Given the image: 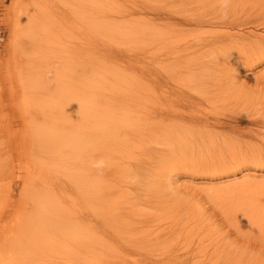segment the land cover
<instances>
[{"label": "rangeland", "instance_id": "rangeland-1", "mask_svg": "<svg viewBox=\"0 0 264 264\" xmlns=\"http://www.w3.org/2000/svg\"><path fill=\"white\" fill-rule=\"evenodd\" d=\"M29 2L0 0V264H108L103 259L94 258L90 251L81 256L84 249L80 247L82 250H78L82 253H77L75 244L86 242L90 231L87 223L76 226L73 218L68 221V218L74 217L75 222H81L82 216H86L92 209L88 202L91 195L90 154L93 148L91 114L98 100L121 105V114L113 118V126L126 128L140 125L137 137H146L145 142H136L131 148L135 158L143 159L142 169H146V172L141 169L140 179H128L129 182L139 181L135 185L139 194L143 193L142 184H145L149 175V166L157 168L158 173L169 171L172 175V184L164 193L170 201L157 207L138 205L136 209L146 213L156 210L159 214L163 213L165 218L172 215L175 220L180 218L181 222L186 219L182 226L184 230L180 226L184 235L175 240L170 237L166 241L177 253L184 252L189 245L196 249L203 248L209 253L218 245L223 248L222 253L215 254L214 258L197 261L190 259L186 263L171 261L167 264H264V227H254L249 220L250 213L242 215L251 209L261 211L263 207L264 164L252 162L251 152L246 147L256 144L263 148L261 138L264 129L259 137L249 132L232 131L230 135L238 138L240 149H198L192 152L174 149L167 152V156L158 157L152 166H147L152 150L154 152L160 147L157 144L159 138L152 127L156 100L170 99L167 92L156 97L155 88L158 87L154 86L153 81L156 69L154 40L125 36L121 25L108 23L105 16L106 0H37L36 3L31 1L32 6L27 8ZM214 4L226 5V9H222L224 14L240 13L237 15L238 23H235L231 33L242 34L247 39L254 35L264 37V21L260 18L264 13V0H215ZM233 6H237L238 11L243 10L239 13L234 9L228 11ZM26 10L37 15L35 19H38L33 22V26L36 22L38 27L36 30L26 28V35L22 36L23 28L31 21L28 18L25 24L23 17ZM52 13L58 17H49ZM16 19L23 21L22 28L14 25ZM53 20L56 24H52V27L42 26ZM45 29L52 32L44 34ZM214 30H218V27H213ZM30 35L34 37L33 44ZM17 43L20 46L16 48ZM23 43L30 46L24 50ZM112 50H119L121 59H116ZM181 57L179 62L182 63L185 56ZM261 59L260 62L253 60L249 63L250 67H245L241 73L247 76L245 82L249 90L244 100L240 99L244 103L234 107V114L236 120H240L235 124L243 128L252 127L247 123L256 118L250 100H262L264 103V56ZM163 66L165 69L161 74L164 76L159 89L163 85V90L169 91L174 86L172 73L164 63ZM175 71H179V68L172 69L173 73ZM40 148L44 150L45 162L39 159L38 165L30 166L35 171V180L31 182L38 183V172L42 168L43 177L53 182L48 193L64 203L68 214L64 219L57 210L53 211V216L32 220V224L26 226L28 237H32L33 233L53 234L46 242H41L42 247L29 252L24 240L30 238H19L23 232L19 224L12 223H15L17 218H13L16 215L14 213L19 209L24 208L27 213L32 210V202H23L20 198L28 184L24 177V166L26 162L32 164L28 159L37 155ZM54 158H57V162ZM231 182L240 183L238 187L243 188L217 198L210 194L217 188L230 186ZM231 195L235 203L230 206L222 197ZM45 203L52 207L54 204L49 198ZM162 218L160 223L166 224ZM191 227L193 230L190 233ZM173 228L177 226L173 225ZM158 229L147 227L142 232L147 234L145 237H149V241L157 239L161 242L166 236L163 233L156 238ZM133 232L136 231L128 230L120 235L126 239L131 236L133 239ZM153 263L162 264L157 261Z\"/></svg>", "mask_w": 264, "mask_h": 264}, {"label": "bare ground", "instance_id": "bare-ground-1", "mask_svg": "<svg viewBox=\"0 0 264 264\" xmlns=\"http://www.w3.org/2000/svg\"><path fill=\"white\" fill-rule=\"evenodd\" d=\"M31 1L36 3L37 0ZM25 2L28 3L29 0H25ZM214 2L215 0H210L209 2L201 0H106L107 11L105 16L108 23L121 25L125 36L134 38L145 37L154 40L156 45V58L154 59L156 69L154 68L153 81L154 86L158 87L155 88L156 97L161 96L162 92L163 95L167 92L170 98H168L169 100L157 99L153 115L151 114L154 117L152 127L154 133L158 136L157 138H159L158 142L156 139L154 141L156 140L155 142L160 147H155L154 152L152 150V154L150 153L151 156H149L150 163L146 162L147 166H152L158 157L166 155L169 151H175L174 149L184 152H192L198 149V151L240 149L241 144L238 142V138L230 135L232 131L249 132L258 137L259 133H263L264 103H262V100H250L256 115L255 120L247 123L249 126L252 125V127L243 128L235 124L240 120H236L234 107H237V105L239 107V104L244 100L243 98L247 96L246 92L249 90L245 82L247 76H242L241 73L245 67H250L249 63H252L253 60H259V62L262 60L261 58L264 56V37L254 35V39L253 37L247 39L242 34L231 33L230 31L235 27V23H238L236 22L237 15L243 9L238 11L237 6H233L228 11L234 9L239 14L228 15V13L224 14L222 10L226 5L220 4V6L214 4ZM32 3L28 6L26 5L27 8L32 6ZM35 10L37 11V9ZM43 14L41 16H45ZM249 14L251 13L249 12ZM263 15L260 18L264 21ZM36 16V14H32L28 10L24 12L25 24L29 18L31 21L28 22L31 25L28 24L27 27L23 28L22 36L26 35V28H34L36 30L38 27L35 25L36 22L33 26V22L38 19H35ZM49 17L55 19L58 15L52 13ZM228 17L230 20H227ZM46 19L47 21L49 20L48 18ZM22 24L23 21L21 19L15 20L14 25L22 28ZM52 24H56V21L53 20L49 24L45 22L41 25L43 27L49 25L50 28ZM215 26L218 27V30L212 31ZM48 32L52 31L47 29L43 31L44 34ZM30 37H32L33 44L34 37L33 35H30ZM23 44L24 50L30 46L27 43ZM19 46L20 44L17 43L16 48ZM111 53L116 59H121L119 50H112ZM181 55L185 56V60L182 63L179 62V58L182 59ZM163 63L172 73L171 80L174 82V86L169 91L163 90V85H160L161 90L159 89V84L164 76L161 74L162 70L165 69ZM173 65L179 68V71H175L176 73L172 72V69H176ZM168 73L167 75L169 76ZM159 90L161 92L158 95ZM231 98L235 100H229ZM103 101L105 100H98L94 103L96 106L91 114L93 128L91 133L93 148L90 154L92 161L90 168L91 184L89 187L91 195L89 196L90 200H88L89 198L87 200L92 209L86 216H82L83 220L81 222H75L74 217L68 218V221L73 218L76 226L87 223L90 231L88 233L89 239L86 242L81 243V245L75 244L77 253L81 254L80 250L84 249L83 255H81L84 256L90 251L94 258L103 259L108 264H151L154 261L162 264H167L171 261L186 263L190 259L197 261L204 258L207 259V257L214 258L215 254L222 253L223 248L221 245H218L211 253L203 248L190 247V245L186 246L188 249H184V252L177 253L169 247L170 245L166 244V241L168 240L167 238L171 237L173 240L184 235L181 232V228L184 230L182 226L186 223V219H182L184 222H181L180 218L175 220L172 215L167 216L166 218L168 219H166L163 213L159 214L156 210L146 213L136 209L138 205L157 207L170 201L171 199H166L164 193L172 184V175H170L169 171L158 173L157 168L154 169V167L151 168L149 166V175H147L145 184H142L141 191L143 193L139 194L137 187H135L139 181L129 182L128 179H131L129 177L141 178L142 170H144L141 163L143 159L135 158L131 148L136 142H145L146 137L145 139L141 138V135L137 137V130H139L140 125L126 128L113 126L112 120L116 115L121 114L122 107L116 102ZM245 103L247 105V102ZM135 134L136 136L133 137ZM7 140L10 143L9 138ZM261 140L263 142L261 144H264V136ZM250 143L252 142L250 141ZM246 148L251 152L252 162L264 164V147L252 144ZM29 152L30 150L27 155ZM39 159L42 160L41 162H45V153L42 148L39 149L37 155L28 159L32 164L26 162L24 166L26 171L24 177L28 184L23 189L20 198L23 202L30 200L32 202V210L27 213L24 208H21L14 213L16 215L13 217L17 219L12 224H19L23 232L19 238L23 240L28 237L29 231L26 226H30L32 220L38 221L41 216L43 220L44 217L55 215L53 211L57 210L61 212L59 216L64 217V219L68 214L64 203L48 193L49 187L53 185V182L43 177L42 168L39 170L38 176L36 175L38 183L31 182L35 180L33 179L35 171L30 166L38 165L40 163L38 162ZM54 160L57 162V158H54ZM221 170H223L222 167ZM230 184V186L217 188L218 190L213 189L214 191L210 194L216 195L215 198H217L243 188V186L238 187L240 183L231 182ZM232 196H224L222 199L229 202L231 206L235 203ZM47 198L53 201V207L45 203ZM262 203L261 211L251 209L242 214H251L249 220L253 222L254 227L256 225L264 227V201ZM239 213L241 215L242 209ZM161 218L167 223H160ZM173 225H176L177 228L174 229ZM160 226L161 228L158 229ZM147 227L158 229L156 230V238L165 233L166 239L161 240V242L157 239L158 242L156 240L149 241V237L146 238L147 234L145 235L144 231L142 232ZM166 229L173 230L166 231ZM128 230L129 232L136 231L135 233L133 232L135 235L133 239L131 236L126 239L125 236L120 235V233L128 232ZM192 230L191 227L189 229L190 233ZM51 234L33 233L32 237H28L30 239L24 240L27 243L28 251L31 252V250L42 247L41 242L43 240L46 242ZM143 234L144 237H142ZM174 247L176 248V245ZM79 254L78 256H80ZM43 264L53 263L44 262Z\"/></svg>", "mask_w": 264, "mask_h": 264}]
</instances>
